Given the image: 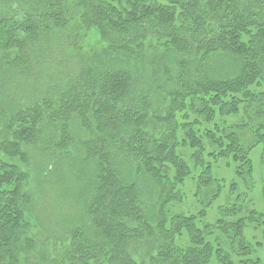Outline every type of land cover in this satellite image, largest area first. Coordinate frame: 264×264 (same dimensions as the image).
<instances>
[{"label":"trees","instance_id":"obj_1","mask_svg":"<svg viewBox=\"0 0 264 264\" xmlns=\"http://www.w3.org/2000/svg\"><path fill=\"white\" fill-rule=\"evenodd\" d=\"M256 189L264 0H0V264H264Z\"/></svg>","mask_w":264,"mask_h":264},{"label":"rangeland","instance_id":"obj_2","mask_svg":"<svg viewBox=\"0 0 264 264\" xmlns=\"http://www.w3.org/2000/svg\"><path fill=\"white\" fill-rule=\"evenodd\" d=\"M158 1H164V0H158ZM252 158H253V161H254V178H255V180H257V172H258V166H259V162H258V159H257V155L256 154H253L252 155ZM224 174V173H223ZM226 177H227V179L229 180L230 179V177L228 176V174H224ZM186 188H189V185L187 184V187ZM257 188H259V184H258V186H257ZM250 196V195H249ZM253 198H254V206L257 208V210L260 212V213H262V215L264 216V202H263V200L261 199V197L259 196V191H257V189H256V191L254 192V196H253ZM221 201L219 200V201H216L215 203H214V207L213 208H210L209 209V212H208V215H207V219L208 220H210V221H212L213 220V218L216 216L215 215V213H214V208H215V206L217 205V204H219ZM245 235L247 236V237H249L250 236V227H246L245 228ZM263 259H264V254H263Z\"/></svg>","mask_w":264,"mask_h":264}]
</instances>
